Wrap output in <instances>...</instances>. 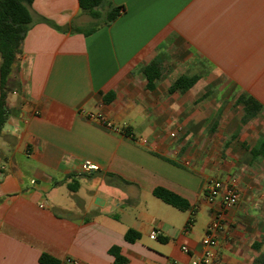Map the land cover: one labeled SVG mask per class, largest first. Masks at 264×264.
Wrapping results in <instances>:
<instances>
[{"label":"crops","instance_id":"crops-1","mask_svg":"<svg viewBox=\"0 0 264 264\" xmlns=\"http://www.w3.org/2000/svg\"><path fill=\"white\" fill-rule=\"evenodd\" d=\"M111 1L120 16L87 35L78 0L31 4L0 132V264H115L112 247L125 264H189L221 209L212 179L240 194L215 264H264V0ZM154 59L164 78L150 90ZM181 76L198 79L170 94Z\"/></svg>","mask_w":264,"mask_h":264},{"label":"trees","instance_id":"trees-1","mask_svg":"<svg viewBox=\"0 0 264 264\" xmlns=\"http://www.w3.org/2000/svg\"><path fill=\"white\" fill-rule=\"evenodd\" d=\"M32 2L33 0H0V132L8 116L5 99L8 91L9 76L17 56L21 53L26 33L33 23V16L30 11ZM78 2L82 12L87 13L95 20L94 26L84 32L85 35L94 32L101 26H109L122 12V8L115 6L111 0H78ZM41 21L61 31L71 28L74 32H82L74 26L60 28L46 19L41 18ZM142 73L147 80V88L150 90L153 89L156 80L164 78L159 62L155 59L142 68ZM197 79V76H181L169 87L168 92L170 94L175 92L185 93L195 84ZM251 102L255 105V102L252 100ZM256 110L254 106L248 111L254 112ZM153 195L165 204L180 211L189 209V204L185 199L167 189L155 188ZM188 223H191V221ZM138 238L139 234L134 230H128L125 234L126 241L130 243H133ZM109 252L115 257V264H125V259L119 254L117 247H112ZM39 263L60 264L57 259L48 254H42L39 258Z\"/></svg>","mask_w":264,"mask_h":264},{"label":"built area","instance_id":"built-area-1","mask_svg":"<svg viewBox=\"0 0 264 264\" xmlns=\"http://www.w3.org/2000/svg\"><path fill=\"white\" fill-rule=\"evenodd\" d=\"M90 118L99 119L96 116ZM96 166L89 162H84L81 165V170L84 172L96 170ZM239 190L235 180H231L227 184H223L218 180H210L205 188V198L208 202L212 203L218 198L221 200V209L214 215L213 220L209 224L205 235L203 236L201 244V256L191 257L189 264H215L218 259L217 246L218 238L217 234L223 232L226 228L224 221L223 209L235 206L239 201ZM193 214V213H192ZM188 226L190 223L187 224ZM159 229L154 228L150 232V239L156 240L160 236ZM182 252L190 255L191 250L187 246L182 247ZM170 264H177V262H171Z\"/></svg>","mask_w":264,"mask_h":264},{"label":"rangeland","instance_id":"rangeland-1","mask_svg":"<svg viewBox=\"0 0 264 264\" xmlns=\"http://www.w3.org/2000/svg\"><path fill=\"white\" fill-rule=\"evenodd\" d=\"M11 87V86H10ZM9 87V90H11L12 88H10ZM105 196V195H104ZM103 197V196H102ZM109 199V203L111 204L112 203V205H113V201H111V199L110 198H108Z\"/></svg>","mask_w":264,"mask_h":264}]
</instances>
